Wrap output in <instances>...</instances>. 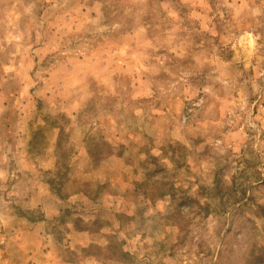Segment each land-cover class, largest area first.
<instances>
[{"label":"rangeland","instance_id":"rangeland-1","mask_svg":"<svg viewBox=\"0 0 264 264\" xmlns=\"http://www.w3.org/2000/svg\"><path fill=\"white\" fill-rule=\"evenodd\" d=\"M0 264H264V0H0Z\"/></svg>","mask_w":264,"mask_h":264}]
</instances>
